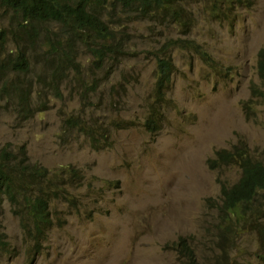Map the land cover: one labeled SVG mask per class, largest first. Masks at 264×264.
Here are the masks:
<instances>
[{"label": "rangeland", "instance_id": "374dc122", "mask_svg": "<svg viewBox=\"0 0 264 264\" xmlns=\"http://www.w3.org/2000/svg\"><path fill=\"white\" fill-rule=\"evenodd\" d=\"M184 5L186 24L104 13L123 42L115 59L96 63L75 41L74 63L53 76L56 61L43 45L45 28L55 26L26 24L0 0V149L22 151L15 156L26 154L28 164L63 172L72 183L68 195L50 202L54 227L40 253L31 251L33 237L3 201L0 231L8 246L0 264H262L264 193L263 214L241 225L236 239L223 234L216 204L240 169L208 161L242 140L264 162L257 68L264 0ZM170 38L190 43L165 51L176 69L161 125L151 131L155 65ZM20 51L27 70L19 67ZM251 97L257 112L249 118L244 103ZM180 237L192 248L190 260L174 247Z\"/></svg>", "mask_w": 264, "mask_h": 264}, {"label": "trees", "instance_id": "16d2710c", "mask_svg": "<svg viewBox=\"0 0 264 264\" xmlns=\"http://www.w3.org/2000/svg\"><path fill=\"white\" fill-rule=\"evenodd\" d=\"M6 7L19 14L27 24H53L55 28L46 27L44 45L56 61L53 76L62 73L63 68L74 63L75 41L86 46L95 56L96 63L114 58L123 46L122 38H118L104 18L117 12L119 19L127 21L137 18H151L157 22H183L187 17L184 2L188 0H1ZM185 39H168L163 44L162 54L157 56L155 65L154 87L156 92L152 99L147 125L151 131L159 129L163 116L160 108L165 102V90L169 86L176 66L166 50L173 46H184ZM190 43L189 41H186ZM202 55L206 52L199 49ZM19 67L27 70V61L20 51ZM258 72L264 80V47L258 53ZM258 87L251 84L252 96L258 95ZM252 98L244 103L245 113L249 118L256 115L257 105ZM70 119V118H69ZM75 124V122H73ZM23 152L14 153L9 148L0 149V209L6 199L15 210V214L24 222V231L33 237L30 247L34 253L41 251L46 233L54 227L50 202L68 195L72 184L65 174L52 172L40 165L28 164V157ZM209 167L222 165L238 166L239 179L221 186V201L216 204L222 222L220 232H227L236 239L242 230L241 225L257 220L262 214L261 194L264 193V162L255 158L245 141L239 140L230 148H220L208 161ZM75 175V172H73ZM66 181H69L67 183ZM215 203V202H214ZM263 211V210H262ZM27 213L31 221H28ZM181 250L188 251V260L193 254L184 237L176 242ZM8 242L0 231V250H7ZM190 249V250H189ZM264 264V252L259 254ZM189 264V263H187Z\"/></svg>", "mask_w": 264, "mask_h": 264}, {"label": "bare ground", "instance_id": "6f19581e", "mask_svg": "<svg viewBox=\"0 0 264 264\" xmlns=\"http://www.w3.org/2000/svg\"><path fill=\"white\" fill-rule=\"evenodd\" d=\"M247 2V1H246ZM208 6V5H207ZM239 6V5H238ZM207 8V7H206ZM206 8H205V10H206ZM207 12V11H206ZM237 15V14H236ZM238 18V17H237ZM146 263V262H145ZM148 263V262H147ZM144 264V263H143Z\"/></svg>", "mask_w": 264, "mask_h": 264}]
</instances>
